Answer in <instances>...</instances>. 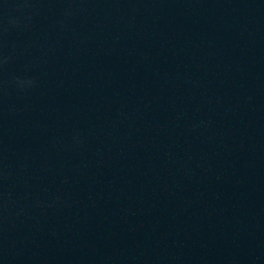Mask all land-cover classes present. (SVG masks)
<instances>
[{
    "label": "water",
    "instance_id": "obj_1",
    "mask_svg": "<svg viewBox=\"0 0 264 264\" xmlns=\"http://www.w3.org/2000/svg\"><path fill=\"white\" fill-rule=\"evenodd\" d=\"M0 264H264V0H0Z\"/></svg>",
    "mask_w": 264,
    "mask_h": 264
}]
</instances>
